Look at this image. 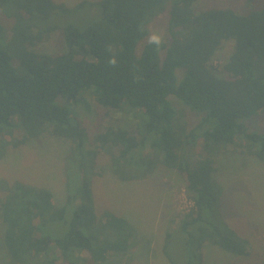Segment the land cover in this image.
<instances>
[{"label": "trees", "instance_id": "16d2710c", "mask_svg": "<svg viewBox=\"0 0 264 264\" xmlns=\"http://www.w3.org/2000/svg\"><path fill=\"white\" fill-rule=\"evenodd\" d=\"M6 1L0 0V6ZM19 1L29 16L70 11L55 0ZM168 1H80L78 8L99 5L100 20L84 29L64 26L65 48L57 54L26 47L13 55L0 45V158L6 153L7 137L17 147L41 135L59 136L72 141L69 160L75 157L80 173V182L75 180L79 186L68 191L61 206L46 187L21 180L0 183L3 241L12 261L102 264L110 253L138 244L133 222L112 210L100 217L96 213L87 176L96 152L87 148L88 129L74 110L82 102L87 105L86 90L94 92L102 107L135 115L134 108H139L147 116L144 126L136 124L138 134L111 126L96 138L102 146L111 143L118 148L111 166L119 179L145 177L159 161L185 173L193 205L181 231L200 248L211 242L234 254L250 253L247 238L209 223L208 210L220 183L214 177V157L192 163L186 152H192L201 138L208 153L236 145L264 162V132L244 122L264 112V3L261 9L240 14L231 8L195 11V0H172L171 40L160 48L147 42L139 52V43L148 34L147 21L162 13ZM2 33L0 25V40ZM229 39L235 42L234 50L220 71L213 59ZM112 57L115 64L109 62ZM170 95L202 114L190 131L178 120ZM148 146L156 151L154 159L143 152ZM166 254L172 262L167 248Z\"/></svg>", "mask_w": 264, "mask_h": 264}, {"label": "rangeland", "instance_id": "374dc122", "mask_svg": "<svg viewBox=\"0 0 264 264\" xmlns=\"http://www.w3.org/2000/svg\"><path fill=\"white\" fill-rule=\"evenodd\" d=\"M55 1L64 3L70 11H54L47 17L39 13L29 16L21 7V1L7 0L0 6L3 30L0 45L13 55L26 47L43 54H57L65 48L64 26L72 24L84 29L100 20L102 9L97 4L78 8V2L84 0ZM263 3L264 0H195L193 8L195 11L231 8L240 14H247L261 9ZM171 4L172 0H169L162 13L147 21L148 34L139 43V52L154 30L163 34L164 42L171 40ZM234 45V40H226L216 52L213 63L220 71L229 60ZM177 74L181 79L182 68L177 70ZM84 96L87 105L82 102L74 110L88 129L87 148L96 152L95 165L89 163L91 169H88L87 175L96 213L100 217L107 210L114 211L133 222L139 235L136 246L126 252L110 253L102 264H264V162L236 145L208 153L201 138L195 142L192 152H186L192 163L214 157L217 167L214 177L220 183L214 192L213 207L208 210L209 223L223 227L228 233L234 232L241 239L247 238L251 250L248 255H239L211 242H206L200 248L180 228L184 216L193 205L192 193L187 188V175L159 161L147 176L124 182L113 173L111 166L112 156L118 148L111 143L102 146L96 141L98 135L111 126L127 127L138 134L136 124L142 122L144 126L146 114L139 108H134L136 116L128 110L102 107L92 90H86ZM170 100L177 111L178 120L190 131L202 114L189 108L175 95H170ZM244 122L252 129L264 132V112ZM20 135L21 132L16 131L15 136L20 138ZM2 137L5 139V136ZM6 143V153L0 158V183L21 180L46 187L53 193L59 206L65 202L68 191L79 186L78 182L75 183L79 173L76 168L78 164L75 157L69 160L73 149L70 139L45 134L17 147L10 143L9 137ZM143 152L155 158L156 151L149 146ZM3 196L0 187V198ZM4 228L0 217V264H18L12 261L4 245ZM83 255L89 256L87 252Z\"/></svg>", "mask_w": 264, "mask_h": 264}, {"label": "clouds", "instance_id": "9594fccd", "mask_svg": "<svg viewBox=\"0 0 264 264\" xmlns=\"http://www.w3.org/2000/svg\"><path fill=\"white\" fill-rule=\"evenodd\" d=\"M164 42V36L160 31L154 30L148 36V43L150 45L155 46L156 48H160ZM111 64H115V57H112L109 61Z\"/></svg>", "mask_w": 264, "mask_h": 264}]
</instances>
